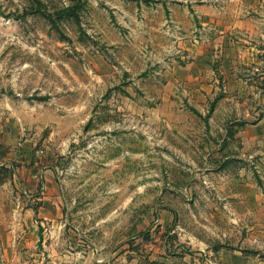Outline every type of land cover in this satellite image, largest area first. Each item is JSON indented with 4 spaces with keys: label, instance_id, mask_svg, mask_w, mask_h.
<instances>
[{
    "label": "rangeland",
    "instance_id": "374dc122",
    "mask_svg": "<svg viewBox=\"0 0 264 264\" xmlns=\"http://www.w3.org/2000/svg\"><path fill=\"white\" fill-rule=\"evenodd\" d=\"M263 121L264 0H0V238L35 264L264 261V200L224 195L264 193Z\"/></svg>",
    "mask_w": 264,
    "mask_h": 264
},
{
    "label": "crops",
    "instance_id": "0c3cea01",
    "mask_svg": "<svg viewBox=\"0 0 264 264\" xmlns=\"http://www.w3.org/2000/svg\"><path fill=\"white\" fill-rule=\"evenodd\" d=\"M243 20L244 21H240L238 23L240 27L244 25L246 26L247 24L248 19ZM262 124H264V121L260 123V125ZM5 156L6 154L1 153L0 151V165L5 163L4 161L7 160V157ZM2 160L4 161L2 162ZM42 178H45L47 186H49L51 189L54 187V180L48 176L47 172L45 173V176L41 175V179ZM22 179L27 186L28 193L34 195V193L37 192L40 183L39 172H30L24 175ZM240 187L241 185H239L238 190L229 189L228 192L224 193L225 198L231 197L232 199L236 200V202L241 203L248 197L254 202V204H256L253 209L256 208L257 204H260L264 200V193L253 192L247 194L246 190H241ZM15 232L16 230L9 229L7 233H2V238H0V264L38 263L39 255L33 254L35 241L33 240L32 242L28 243L23 239L20 240V238L16 237ZM193 243V249L197 252V256L194 258L196 263L194 264H264V261L259 257H249L243 251L238 249H225L223 251L215 252L212 251L205 242L199 239L194 240Z\"/></svg>",
    "mask_w": 264,
    "mask_h": 264
}]
</instances>
